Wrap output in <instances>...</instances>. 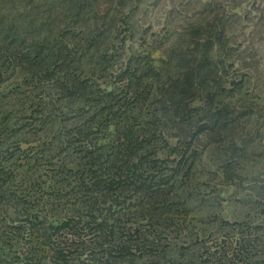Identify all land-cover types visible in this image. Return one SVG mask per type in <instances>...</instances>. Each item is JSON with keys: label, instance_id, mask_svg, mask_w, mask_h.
Here are the masks:
<instances>
[{"label": "trees", "instance_id": "trees-1", "mask_svg": "<svg viewBox=\"0 0 264 264\" xmlns=\"http://www.w3.org/2000/svg\"><path fill=\"white\" fill-rule=\"evenodd\" d=\"M20 2L30 5L34 0ZM70 2L60 21L68 25L70 19L77 26L84 22L88 0ZM39 16L36 8L19 16L30 21L24 24L29 30L23 32L22 43L11 35L6 39L7 49L28 62L37 78L45 72H40L42 66L66 57L59 48L47 56L37 52L31 60L21 50ZM217 30L209 23L183 27L175 41L157 51L161 56L132 58L116 72V85L106 90H94L87 82L64 88L71 97L80 93L82 114L58 141L56 150L64 155L58 168L63 182L46 192L44 205L66 211L65 220L49 227L46 222L35 224L37 242L18 264H49L48 258L51 264H238L233 257L240 249L230 259L225 252L208 260L197 241L178 244V237H172L184 233L179 222L191 214V191L184 189L183 177L206 151L216 152L226 165L223 174H228L226 168L238 165L249 145L245 133L252 124L253 104L238 94L244 78L227 84L226 64L233 56ZM7 31L13 32L9 27ZM62 32L56 30L57 41Z\"/></svg>", "mask_w": 264, "mask_h": 264}, {"label": "rangeland", "instance_id": "rangeland-1", "mask_svg": "<svg viewBox=\"0 0 264 264\" xmlns=\"http://www.w3.org/2000/svg\"><path fill=\"white\" fill-rule=\"evenodd\" d=\"M70 1L34 0L28 5L0 0V264H18V258L30 256V246L37 242V233L32 235L35 224L46 222L49 227L65 217L66 211L44 205L46 192L63 182L58 168L64 155L56 150L58 141L82 114L80 93L71 97L64 88L84 82L94 90L113 87L119 81L116 72L132 58H157V51L175 41L183 27L202 23L226 37L233 56L226 64L231 78L227 84L245 79L238 94L253 104L254 127L246 129L245 156L226 168L228 174H223L224 163L216 152L206 151L183 177L184 189L191 191V214L179 222L184 233L172 237H178V244L197 241L208 260L225 252L230 259L237 248L241 251L234 253L236 263L264 264V0H88L84 22L77 26L70 25V19L68 25L60 21ZM31 8L38 10L39 21H32L35 32L27 37L32 43L26 40L21 50L31 60L37 52L47 56L59 48L66 56L64 62L58 58L39 67L45 71L41 78L7 49V35L19 43L25 40L23 32L29 29L24 24L30 21L19 16ZM56 30L64 35L58 41ZM139 225L145 227L146 222Z\"/></svg>", "mask_w": 264, "mask_h": 264}]
</instances>
